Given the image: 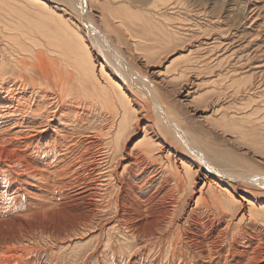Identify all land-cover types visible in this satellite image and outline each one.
Returning <instances> with one entry per match:
<instances>
[{
	"label": "bare ground",
	"instance_id": "obj_1",
	"mask_svg": "<svg viewBox=\"0 0 264 264\" xmlns=\"http://www.w3.org/2000/svg\"><path fill=\"white\" fill-rule=\"evenodd\" d=\"M125 2L0 0L3 263L39 234L50 264H264V98L218 94L199 139L149 78L159 14Z\"/></svg>",
	"mask_w": 264,
	"mask_h": 264
},
{
	"label": "rangeland",
	"instance_id": "obj_2",
	"mask_svg": "<svg viewBox=\"0 0 264 264\" xmlns=\"http://www.w3.org/2000/svg\"><path fill=\"white\" fill-rule=\"evenodd\" d=\"M86 1L94 11H100L97 0ZM125 5H132L134 13L136 10L154 9L159 14L161 38L168 45L149 53L158 58L150 68L149 72L154 74L149 75V78L156 81L158 86L161 84L160 91L165 96L160 92L159 97L169 107L177 109L182 120L189 124L199 139L210 138L206 140L219 144V140L214 139L217 138L215 135L219 137L217 130H212L213 136L208 134L211 131L209 125L221 118L215 114L218 105L229 113L237 109L231 102L216 101L215 97L229 91L247 92L244 99L240 100L244 106L237 107L249 108L241 115V118L246 119L254 98L259 95L264 98V0H127ZM119 34L126 43L125 48L129 52L134 51V40L128 37V33L120 30ZM139 40L141 37L135 41ZM198 73L201 75L197 76ZM212 80H215L214 84ZM257 113L262 118L264 111L260 112L259 109ZM138 141L132 140L131 144ZM2 225L0 234L6 226ZM11 229L18 233L21 227L10 225L6 233ZM43 238L37 234V237L26 242L30 248L38 246L40 249L29 254L22 262L26 259L25 263L34 260L37 264H50L51 257L57 251L52 254L46 250L47 243ZM74 243L61 251L68 254L71 249L92 244V240L84 239ZM4 254L5 251L0 249V264H4Z\"/></svg>",
	"mask_w": 264,
	"mask_h": 264
}]
</instances>
